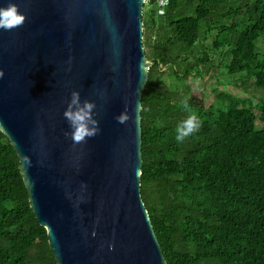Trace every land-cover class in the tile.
Segmentation results:
<instances>
[{"label": "water", "instance_id": "water-1", "mask_svg": "<svg viewBox=\"0 0 264 264\" xmlns=\"http://www.w3.org/2000/svg\"><path fill=\"white\" fill-rule=\"evenodd\" d=\"M144 1L12 0L25 22L0 29V131L57 264H167L141 193ZM73 89L101 129L80 144L65 134Z\"/></svg>", "mask_w": 264, "mask_h": 264}, {"label": "trees", "instance_id": "trees-1", "mask_svg": "<svg viewBox=\"0 0 264 264\" xmlns=\"http://www.w3.org/2000/svg\"><path fill=\"white\" fill-rule=\"evenodd\" d=\"M147 13L141 193L166 262L264 264V100L253 106L218 91L217 105L207 107L203 91H192L187 100L202 127L175 140L188 116L190 75L223 67L264 90V0H170L165 14ZM0 264H57L1 131Z\"/></svg>", "mask_w": 264, "mask_h": 264}, {"label": "clouds", "instance_id": "clouds-1", "mask_svg": "<svg viewBox=\"0 0 264 264\" xmlns=\"http://www.w3.org/2000/svg\"><path fill=\"white\" fill-rule=\"evenodd\" d=\"M26 19V14L20 10L17 3L9 2L6 5H0V29L12 30L21 26ZM141 109L142 105H137ZM97 104L94 100L81 99V93L78 89H73L71 98L64 110V118L68 122L70 135L73 143L80 144L87 141L88 138L95 136L100 132V122L96 113ZM184 111L188 112V116L176 125L175 140L182 144L187 138L198 133L202 127V121L197 114L192 111V107L186 99L183 104ZM119 123L123 124L127 121L128 116L121 113L116 116ZM24 163L30 166V159H25Z\"/></svg>", "mask_w": 264, "mask_h": 264}, {"label": "rangeland", "instance_id": "rangeland-1", "mask_svg": "<svg viewBox=\"0 0 264 264\" xmlns=\"http://www.w3.org/2000/svg\"><path fill=\"white\" fill-rule=\"evenodd\" d=\"M150 5H146L144 11L145 20L147 18V9H151ZM158 82L163 88H168L171 84V79L166 73L158 78ZM186 86L189 88L188 93H185L186 99L192 94V91L201 90L204 93L206 106L214 105L218 103L216 93L218 91L227 92L229 94L236 95L237 97L245 100L247 103H252L253 106L264 100V90L258 89L253 86L251 82L244 84L242 78L238 76H229L225 72L223 67H219L204 78L190 75L186 81ZM263 126L260 120H257L256 127L259 129Z\"/></svg>", "mask_w": 264, "mask_h": 264}, {"label": "built area", "instance_id": "built-area-1", "mask_svg": "<svg viewBox=\"0 0 264 264\" xmlns=\"http://www.w3.org/2000/svg\"><path fill=\"white\" fill-rule=\"evenodd\" d=\"M150 5L152 8L147 9L148 12H156L158 15L165 14L167 7L170 5V0H145L144 6Z\"/></svg>", "mask_w": 264, "mask_h": 264}]
</instances>
